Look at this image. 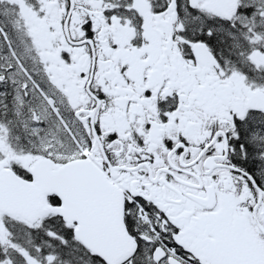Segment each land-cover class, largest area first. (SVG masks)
<instances>
[{
	"label": "snow or ice",
	"instance_id": "1",
	"mask_svg": "<svg viewBox=\"0 0 264 264\" xmlns=\"http://www.w3.org/2000/svg\"><path fill=\"white\" fill-rule=\"evenodd\" d=\"M0 264H264V0H0Z\"/></svg>",
	"mask_w": 264,
	"mask_h": 264
}]
</instances>
